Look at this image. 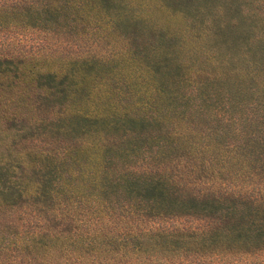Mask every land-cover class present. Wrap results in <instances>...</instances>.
I'll return each mask as SVG.
<instances>
[{"label": "trees", "instance_id": "1", "mask_svg": "<svg viewBox=\"0 0 264 264\" xmlns=\"http://www.w3.org/2000/svg\"><path fill=\"white\" fill-rule=\"evenodd\" d=\"M0 36V264H264V0H0Z\"/></svg>", "mask_w": 264, "mask_h": 264}, {"label": "rangeland", "instance_id": "2", "mask_svg": "<svg viewBox=\"0 0 264 264\" xmlns=\"http://www.w3.org/2000/svg\"><path fill=\"white\" fill-rule=\"evenodd\" d=\"M19 31L21 29L19 28ZM18 31V32H19ZM21 33V32H20ZM92 31H78L76 39L71 40L65 44H61V38L60 37H53L49 36L47 41H44L41 43L43 47L45 48V51L50 54L53 57H59L60 59H71L78 57L80 55L85 54L90 48L93 49V51H100L101 53L105 52L107 45L103 44V42H96L94 40V36ZM12 34V33H11ZM2 37V36H0ZM41 35L37 33H31V39H35L34 41H30L32 44H36L37 41L41 39ZM159 224V227H162L164 229L168 230H175V229H185V230H192V229H199L203 228L206 224L205 221L201 219H195L192 217H181V218H160L157 220ZM122 226V225H121ZM124 227H132L129 222L124 225ZM175 255V254H174ZM264 257V255H261ZM190 264V262L188 263Z\"/></svg>", "mask_w": 264, "mask_h": 264}]
</instances>
